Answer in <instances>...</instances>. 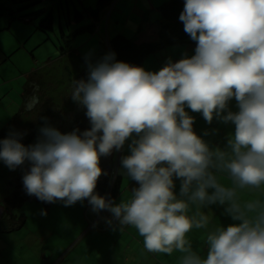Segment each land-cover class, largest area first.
Wrapping results in <instances>:
<instances>
[{"label": "clouds", "instance_id": "clouds-1", "mask_svg": "<svg viewBox=\"0 0 264 264\" xmlns=\"http://www.w3.org/2000/svg\"><path fill=\"white\" fill-rule=\"evenodd\" d=\"M179 20L196 42L194 55L169 59L157 72L111 52L88 62L87 80L71 81V98L86 109L90 130L61 134L45 123L27 147L23 134L10 132L0 140V161L10 170L28 162L27 195L64 206L86 199L94 213H111L109 226L114 220L120 230L135 228L150 253L179 251L180 264H264V201L241 198L245 190H264V0H184ZM233 98L237 112L228 109ZM36 103L31 97L27 108ZM185 107L209 124L214 117L233 123L229 150H210ZM133 134L139 138L121 164L139 186L115 204L95 192L106 175L100 157L121 150ZM217 172L228 174L230 186ZM216 203L238 223L208 231L202 257L186 237L208 228L202 208Z\"/></svg>", "mask_w": 264, "mask_h": 264}, {"label": "rangeland", "instance_id": "rangeland-1", "mask_svg": "<svg viewBox=\"0 0 264 264\" xmlns=\"http://www.w3.org/2000/svg\"><path fill=\"white\" fill-rule=\"evenodd\" d=\"M86 1L91 2L94 8L98 0ZM123 8L124 12L131 13V5ZM39 11L43 12L37 15ZM76 11L84 16L80 22L74 19ZM107 12L102 33L82 32L72 36L71 48L79 46L80 50L65 53L62 48L65 47L64 40L71 39L68 35L91 22L86 18L79 0H0V130L19 110H23L20 109L23 106L22 97H27L26 100H30L31 95L40 97L41 102L32 115L42 119L47 114L50 121L57 117L63 100L76 103L69 97V75H81L82 69L88 71V62L95 63V59L104 56L101 52V43L105 44L104 26L109 24L110 31L113 26L120 30L125 25L134 29L137 24L135 15L141 13L136 10L125 23L119 7ZM49 13L53 17V30L45 32L40 29L39 23ZM156 14H150L152 21L158 17ZM61 28L65 37L60 33ZM125 34L130 33L126 31ZM195 47L196 42L191 39L186 44L166 46L145 58V65L149 66L144 69L157 72L169 59L176 63L182 58H190L195 54ZM11 99L14 103L10 102ZM46 101L54 103L49 106L50 110H47ZM228 109L238 111L235 98L228 102ZM185 111L194 118L193 131L208 144L210 150H229L227 143L235 132L233 123L214 117L209 124L201 113L192 112L187 107ZM26 164L28 162L10 170L0 161V207L7 208L5 216L0 217V264H124V250H128L126 237L118 236L119 231L112 232L113 228L105 232L94 231L96 229L90 227L94 220L77 210L80 202L64 206L62 202L50 204L35 197L19 207L13 206L10 197L13 188L9 181L14 173L24 171ZM122 193L127 194L124 190ZM257 195L264 198V191ZM244 199L256 198L245 193ZM42 211L46 214L42 215ZM129 253L133 258V249Z\"/></svg>", "mask_w": 264, "mask_h": 264}, {"label": "crops", "instance_id": "crops-1", "mask_svg": "<svg viewBox=\"0 0 264 264\" xmlns=\"http://www.w3.org/2000/svg\"><path fill=\"white\" fill-rule=\"evenodd\" d=\"M81 5L83 6L84 12L87 8H93V4L91 2H88L86 0H79ZM163 2L166 0H162ZM160 0H134L131 2H128L127 0H115L109 7L105 8L104 10L98 12L96 14V18H92L89 14H86V18H88V21H91L90 24L94 26L93 28V33L98 32L102 33V24L105 22V17L107 14H109L107 11L111 8L114 7V9L119 7V12L120 15L123 16V21L128 22L130 20L131 16L134 15L133 13L136 12V10H139L141 13H138L135 15V19L137 21V24L134 29L130 28L128 29V26H123V29L120 30L119 28L113 26V30L110 31V26L109 24L104 26V35L103 39L105 44L101 43V48L103 49L102 52H104V56L109 53L108 51V40L109 38L113 37L114 35L117 34H123L127 38L134 40L137 44L141 43H148V42H154L158 39L157 37V31H158V26H159V19L160 15L157 10V7L161 4ZM130 3V4H129ZM128 5H131L130 11L131 13H128L129 15H126L127 13L124 12L123 7H127ZM158 14H156V13ZM150 14L154 16L156 14V17L153 21L152 18L150 17ZM118 14V16H120ZM127 19V20H126ZM153 22V23H152ZM71 23V22H70ZM128 31L130 34H125V32ZM60 33L62 36H64L65 32L63 29H60ZM65 37V36H64ZM74 37V36H73ZM74 39L70 40H64V45H65V51L62 52H67L70 53V51H77L78 49L80 50V47L78 48H71L72 43ZM100 59H97V61ZM96 62V61H95ZM149 65H145V60L142 62L141 67L143 68H148ZM76 69V68H75ZM87 74L88 71L85 69H82V73L79 76H74V74L69 75V80L71 83L72 80H80L84 79L87 80ZM1 85V84H0ZM69 89H71V85H67ZM70 96L71 97V90H70ZM24 96V94H23ZM36 96V95H35ZM31 97H33L31 95ZM31 97L29 99L31 100ZM37 97V96H36ZM27 97H22V102L23 106L20 107V109L23 108L25 111H34L39 103L41 102L40 97H38V103H36L33 108L28 109L27 104L30 102V100H26ZM25 99V100H24ZM0 101L1 100V90H0ZM11 103H14V100H10ZM21 103V102H20ZM20 103L17 104V106L20 105ZM80 107V104L73 103L69 101V99H65L62 101L61 105V110L58 111L57 117H54L50 123L51 127L56 128L61 134H65L68 132L74 123V120L76 119L77 116L80 115L82 111H86L85 108L81 106V110L77 109ZM79 110V111H78ZM20 111V110H19ZM13 115V112H10ZM58 118V120L56 119ZM88 125L91 127L90 122L88 121ZM139 137L136 134H133L128 140H126L125 144L121 148V150L116 151L113 150V152L110 154V156H102L100 157V162H99V167L102 164V162H107L109 160V163H117V174L115 177V181L112 185V189L115 187V194L112 197V201L115 204H119L124 198H128L132 194V190L134 188H137L139 185L137 184L136 181L132 180L126 173V170L122 167L121 160L123 157L128 156V153L131 154L129 146L132 144V141L134 139H138ZM30 169V165L26 168V172H28ZM25 173V172H24ZM219 179V182L223 184L224 186H230L231 181L228 178V174L226 172H217L215 173ZM105 183V184H104ZM104 192L106 189L109 187L107 185L108 182H104ZM174 193L176 195H179L180 192V187H181V181L179 182L178 179L174 178ZM124 187V188H123ZM111 189V191H112ZM124 191L130 193L128 196L125 193H122ZM110 191V193H111ZM211 189H209V192L211 193ZM264 190H249V191H244L241 195V198L244 199V194L249 193V195H254L256 199H260L261 201H264V198L258 197V193L262 192ZM104 192L101 194V196L104 195ZM262 198V199H261ZM34 200V199H33ZM32 200V201H33ZM79 203V202H78ZM78 206V209H77ZM75 208L79 210L85 217H91L94 221L91 224V228H95L97 232H105L106 230L113 228L112 232L119 231L118 236H123L126 237V244L128 245V250L125 251V256L123 258L124 264H180V260L182 257V253L179 251H173L171 255L164 254V253H153L152 255H149L148 251L145 250L144 245H143V238L139 236L137 230L133 227H126L123 230H120L118 224L116 221H112V226H109V224L106 222L108 220H111V213L108 211L102 210L99 213H94L91 209L87 208V204L84 203H79ZM227 205H220L219 203L216 204H211L208 205L204 208H202V211L207 214L210 218V223L208 225L207 229H193L191 232L187 234V237L191 243H192V248L194 251H196L200 256L206 257L207 254V245H206V234L208 231L214 230L215 227H223L226 228L227 226L231 225L234 223H238L236 221H233L231 217L226 213L225 208ZM0 212L2 213L1 219L5 216L6 211H3V208L1 209L0 207ZM9 214V213H8ZM81 215V214H80ZM81 218V216H80ZM114 226V227H113ZM83 238L85 236H82ZM81 239V235H80ZM116 240V239H115ZM133 249L134 255L133 258H130V253ZM129 253V254H128Z\"/></svg>", "mask_w": 264, "mask_h": 264}, {"label": "trees", "instance_id": "trees-1", "mask_svg": "<svg viewBox=\"0 0 264 264\" xmlns=\"http://www.w3.org/2000/svg\"><path fill=\"white\" fill-rule=\"evenodd\" d=\"M115 0H98L96 6L94 8H87L85 13L90 15L92 18H96V14L105 8L109 7ZM184 9V0H166L162 2L157 10L160 15L159 19V28L157 31L158 39L154 42L141 43L137 44L134 40H131L124 36L123 34H117L108 40V51L109 53H115V59L117 61L125 62L133 66L141 67L142 62L145 58L155 53L156 51L166 47V46H174L180 44H186L190 42V37L188 34L184 32V25L179 20V16ZM43 11L37 12L41 14ZM84 16L76 11L74 19L77 22H80ZM39 27L43 31H52L53 30V17L52 14L49 13L44 19H42L39 23ZM94 26L89 24L85 27H81L70 35L75 36L78 33L82 32H93ZM65 47L62 48V51H65ZM103 51V49L101 48ZM101 51V52H102ZM100 52V53H101ZM97 62V59H95ZM47 110H50L49 106H53L54 103L52 101H46ZM86 111H82L79 116L76 117L74 123L72 124L70 130L65 134L71 133L73 130L78 129L79 133H82L86 130H90V126L88 125V118L85 115ZM33 111H25L21 110L16 113L11 119L8 121L7 125L0 130V140H3L8 137L10 132H16L23 134L22 139H20V143L24 146H28L31 144H35L37 139L40 136L39 129L45 126L47 123L50 126L51 121L48 120V115L45 114L42 119L39 117H35L32 115ZM46 118V121L45 119ZM45 121V123H42ZM23 171V170H22ZM22 171L19 173H14V177L10 179L9 184L13 188L12 195L9 192L11 200H13V206L19 207L27 200H33L35 196H29L26 194L23 183H22ZM104 182L97 181V186L95 192L101 196L104 192ZM14 189L16 191H14ZM115 194V187L112 189L109 199ZM19 196L21 198H19ZM7 204V202H6ZM9 205V204H8ZM7 208L5 209V211ZM2 217V216H1Z\"/></svg>", "mask_w": 264, "mask_h": 264}, {"label": "built area", "instance_id": "built-area-1", "mask_svg": "<svg viewBox=\"0 0 264 264\" xmlns=\"http://www.w3.org/2000/svg\"><path fill=\"white\" fill-rule=\"evenodd\" d=\"M113 152V151H112ZM110 156V155H109ZM118 163V162H117ZM117 163H108L107 162H102V164L100 165V168L102 169L103 173H106V175H101L99 177V181L102 182H108L107 185L109 186L106 191L104 192V197L109 199L110 196V191L112 189V185L115 181V177L117 174ZM86 200V199H85ZM86 204H87V208L91 209V206L88 204V201L86 200Z\"/></svg>", "mask_w": 264, "mask_h": 264}]
</instances>
